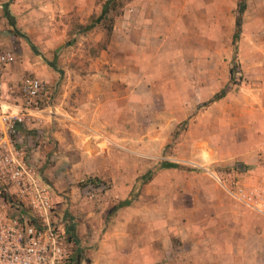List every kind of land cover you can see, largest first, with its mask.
I'll use <instances>...</instances> for the list:
<instances>
[{
	"label": "crops",
	"instance_id": "obj_1",
	"mask_svg": "<svg viewBox=\"0 0 264 264\" xmlns=\"http://www.w3.org/2000/svg\"><path fill=\"white\" fill-rule=\"evenodd\" d=\"M20 1L11 15L37 22L103 6ZM239 2L132 0L49 113L18 127L79 264H264V0H244L233 44Z\"/></svg>",
	"mask_w": 264,
	"mask_h": 264
},
{
	"label": "built area",
	"instance_id": "obj_2",
	"mask_svg": "<svg viewBox=\"0 0 264 264\" xmlns=\"http://www.w3.org/2000/svg\"><path fill=\"white\" fill-rule=\"evenodd\" d=\"M12 61L11 54L0 55V264H74L71 235L53 219L50 194L17 145L18 127L40 113L46 85L26 76L20 83V101H6L3 69ZM213 176L224 185L223 176ZM254 196L239 194L247 202Z\"/></svg>",
	"mask_w": 264,
	"mask_h": 264
},
{
	"label": "rangeland",
	"instance_id": "obj_3",
	"mask_svg": "<svg viewBox=\"0 0 264 264\" xmlns=\"http://www.w3.org/2000/svg\"><path fill=\"white\" fill-rule=\"evenodd\" d=\"M96 1L100 5L107 0ZM131 1H116L115 9L110 10L106 19L98 24L94 21L100 13L94 14L85 23H79L77 19L73 22V18L60 11L56 16L55 13L52 17L47 16L42 22L36 21H39L40 17L36 19L22 16L17 20L14 16L15 27L10 26L4 18L5 20L0 22V55L9 53L13 61L3 69V98L8 102H15L21 96V80L26 76L37 77L46 85L43 102L39 107L45 110L46 114L49 113L47 106L55 102L60 91L59 85L68 77H65L66 70H78L81 66L91 64L97 53L103 48L106 49L112 19L113 26L116 21L120 22L118 18L127 14L128 3ZM18 3L23 7L25 3L35 5L34 0H21ZM90 24H93V27L85 29ZM230 69L234 71L235 82H239L235 55L230 62Z\"/></svg>",
	"mask_w": 264,
	"mask_h": 264
},
{
	"label": "trees",
	"instance_id": "obj_4",
	"mask_svg": "<svg viewBox=\"0 0 264 264\" xmlns=\"http://www.w3.org/2000/svg\"><path fill=\"white\" fill-rule=\"evenodd\" d=\"M116 1L118 0H107L103 6H102V10L101 13L98 17H96L94 23L98 24L100 22H102L104 19H106L107 15L109 14L110 10L115 9L116 6ZM12 2V0H8L4 5H3V15L5 17V19L7 20L8 24L12 27H15V21H14V16L11 15L8 6L9 4ZM245 9V4H244V0H240L238 7H237V19H236V30L235 33L233 35V44H235V42L237 41L238 37H239V28H240V24H241V15L243 13ZM112 23L114 24V19H112ZM113 24L112 27H113ZM93 27V24H90L88 26L85 27V29H90ZM112 27L110 28L109 33L112 31ZM230 75H231V79L233 81V76H234V71L233 69H230ZM227 92V89L222 90L220 93L216 94L213 97V100H217L220 99L221 97H223ZM80 253H76V258H75V263L74 264H79V257Z\"/></svg>",
	"mask_w": 264,
	"mask_h": 264
}]
</instances>
